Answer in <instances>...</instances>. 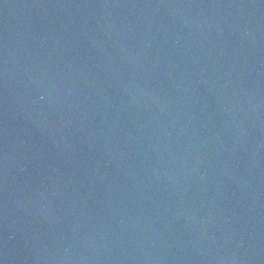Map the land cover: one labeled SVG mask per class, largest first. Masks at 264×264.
Returning <instances> with one entry per match:
<instances>
[{"label": "water", "instance_id": "95a60500", "mask_svg": "<svg viewBox=\"0 0 264 264\" xmlns=\"http://www.w3.org/2000/svg\"><path fill=\"white\" fill-rule=\"evenodd\" d=\"M0 264H264V0H0Z\"/></svg>", "mask_w": 264, "mask_h": 264}]
</instances>
